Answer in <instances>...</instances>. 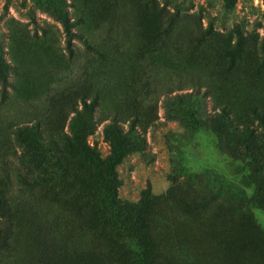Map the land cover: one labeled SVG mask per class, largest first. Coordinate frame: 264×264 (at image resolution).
Here are the masks:
<instances>
[{"label":"rangeland","instance_id":"1","mask_svg":"<svg viewBox=\"0 0 264 264\" xmlns=\"http://www.w3.org/2000/svg\"><path fill=\"white\" fill-rule=\"evenodd\" d=\"M188 24L231 43L238 33L244 50L229 66L215 46L193 48ZM262 47L264 0H0V189L13 214L0 264H48V251L75 264L121 235L66 141L90 118L85 145L107 165L114 115L125 145L115 198L137 207L147 196L149 226L170 248L149 264H264V130L253 121L264 67L251 61ZM81 99L96 101L91 116ZM222 109L247 133L218 139ZM119 241L129 264H144L133 238Z\"/></svg>","mask_w":264,"mask_h":264},{"label":"trees","instance_id":"2","mask_svg":"<svg viewBox=\"0 0 264 264\" xmlns=\"http://www.w3.org/2000/svg\"><path fill=\"white\" fill-rule=\"evenodd\" d=\"M175 18H169L166 23L165 27L163 28V32H169L173 27ZM190 25V24H188ZM63 32L65 35L69 37H76L73 33L70 32L68 24L66 21L62 22ZM186 37H193L194 39V47L199 48L202 45L207 44L208 46H215L217 51H221L225 54V59L229 66H233L235 63L236 57L241 54L244 50V42L242 37L236 33L235 41L231 43L230 38H222L220 40H216L213 37V34L210 30L206 29L204 32L198 31L196 27L190 25V28L187 30ZM189 43V42H188ZM85 47L86 44H83ZM89 48V47H87ZM250 52V51H249ZM252 58V65L254 69H259V67H264V47L260 49L259 56H256L254 53H251ZM4 64L0 62V86L1 88L5 87L6 85V73L4 72ZM69 102V101H68ZM66 102V103H68ZM82 105L83 111L89 112L91 116V111L93 106L95 105L96 101L92 100L86 102L84 99L79 101ZM65 103V104H66ZM64 104V105H65ZM70 104V103H68ZM74 104V103H71ZM76 104V103H75ZM63 106V105H62ZM60 109V108H59ZM61 111V109H60ZM213 131L216 132L218 139H221L225 133L229 131L237 132L241 130V132H246L249 130L247 124L244 123H235L228 119V113L225 109L219 111L218 115H216ZM253 121L257 122V127L264 130V113H253ZM90 118L87 119L80 127L79 124L72 125L71 128V136L70 139L66 140L67 143L71 148L80 155L83 162L86 164L88 163L91 167V174L89 175L90 184L93 187H96L97 191L102 194L101 197L98 195L97 203L101 206H111V213L114 214L112 217L114 221L119 226L120 233L111 234V243L107 246L102 248L87 251L85 254H82L81 260L75 259V264H129L128 261L125 260V251L120 245L119 238L122 236H129L136 241V244L139 247L141 257L143 259L144 264H149L153 256L158 252V250L162 251L164 249L169 250L170 248L165 247L159 244V235L161 231H155L153 228H150L149 222L147 218L151 211V203L147 201L148 197H143L140 200V204L136 206H130L127 204H121L115 198V187L116 181L114 177V165L118 164L121 157L125 152V145L119 144V139L123 137V130L120 125V120L115 118V115L112 117V121L109 125L105 128L106 136L111 140L113 143V149L111 158L107 165H103L95 156H93L90 150L85 145L84 136L85 133L82 131L84 128H88L90 126ZM240 124V125H239ZM131 128L133 127L130 125ZM53 128V127H52ZM46 133V137L49 140L50 144L53 146V138L54 136L52 133L57 130L53 129L51 131H47L45 128L43 129ZM228 131V132H227ZM230 133V132H229ZM50 134V135H49ZM264 139V135H263ZM130 144V143H128ZM37 151V147H33ZM98 206V205H97ZM93 207L92 210H97L98 207ZM3 213V214H1ZM98 214V213H96ZM12 217L13 214L5 202L3 197V190L0 189V251H6L9 248L10 239L13 233V224H12ZM95 219V217L93 218ZM112 238H115L112 240ZM234 240L228 241L229 246H236V243H233ZM42 249H47V247H42ZM43 250H41L42 252ZM44 252V251H43ZM85 252V251H84ZM73 252L63 253L65 256H69L74 254ZM82 253V252H81ZM56 252L48 253L45 255L48 264H72L70 261L62 259L57 256ZM58 257V258H57ZM57 259V263L55 262Z\"/></svg>","mask_w":264,"mask_h":264}]
</instances>
